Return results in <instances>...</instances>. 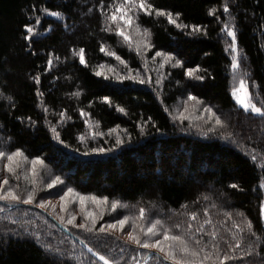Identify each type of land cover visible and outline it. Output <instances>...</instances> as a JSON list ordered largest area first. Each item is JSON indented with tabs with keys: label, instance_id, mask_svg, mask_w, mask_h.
Listing matches in <instances>:
<instances>
[{
	"label": "trees",
	"instance_id": "16d2710c",
	"mask_svg": "<svg viewBox=\"0 0 264 264\" xmlns=\"http://www.w3.org/2000/svg\"><path fill=\"white\" fill-rule=\"evenodd\" d=\"M119 1L0 0V92L13 98H0V150L20 148L29 159L41 157L56 177L82 195L107 196L138 212L144 208L145 225L156 219L169 227L179 223L173 234L186 235L187 223L195 231L210 219L202 233H195L197 239L209 241L208 233L215 230L222 248L225 241L241 240L240 248L228 250L237 259L226 264H264V116L244 110L232 95V60L222 31L226 22L236 31L254 83V100L264 109V0H148L188 26L178 28L154 12L140 16L153 50L181 61L161 87L130 80L115 83L95 75L109 60L100 51L102 45L137 65L135 55L104 30L102 13ZM44 8L60 12L59 19L48 17ZM37 17L42 25L38 35L24 39L25 25L36 24ZM194 25L201 30L193 32ZM81 48L85 64L74 54ZM197 66L195 75L203 80L186 75ZM36 75L40 83L31 78ZM77 91L79 96L73 95ZM189 94L213 109L222 124L206 118L207 124L197 128L189 120H173L172 110L189 101ZM88 121L96 133H103L94 137L96 142L88 140ZM117 136L124 143L116 145ZM92 148L110 151L93 153ZM8 203L0 200V264H103L44 213ZM191 212L197 214L195 220ZM71 232L118 264H143L150 252H157L117 233ZM257 238L252 251L248 242ZM45 244L60 249L63 257ZM148 264H157L155 256Z\"/></svg>",
	"mask_w": 264,
	"mask_h": 264
},
{
	"label": "snow or ice",
	"instance_id": "6c2138e0",
	"mask_svg": "<svg viewBox=\"0 0 264 264\" xmlns=\"http://www.w3.org/2000/svg\"><path fill=\"white\" fill-rule=\"evenodd\" d=\"M101 3H103V0H101ZM109 8H112L113 10L111 12H104L102 14L105 15V31H112L113 29L110 27L113 23H115V31L118 33V35L122 36L125 41L130 40V36L126 32V29L132 26H135L136 31L138 33H141L140 26L136 24V19L138 17L139 12H143L145 14H152L153 12L157 16H167L168 22L171 24L176 25L178 28H187V25H183L177 22L176 19L173 18V15L171 12H166L162 9L154 8V6L148 2V0H120L119 3H115L112 5L108 6ZM224 12L229 11V6L227 3L223 5ZM45 12H49L48 9L44 8L42 9ZM216 9H210L209 10V15H213L215 13ZM50 15L59 17L61 15L60 12L58 11H51L49 12ZM180 14L176 13V16L178 17ZM122 22V23H121ZM36 24L41 23L39 17H37ZM26 29V35L24 39L30 40L32 36L35 34V28L29 24L25 25ZM200 26L199 25H194L192 26V31L193 32H198L200 31ZM222 31H226L227 35L231 37V44L230 48L233 53L232 56V62H231V67L233 69H236L239 66V62L237 59L238 56V49H237V33L234 30L232 26H230L227 22L224 25V28ZM142 35L144 37H147L149 35L148 29H143L142 30ZM144 47H152L150 43H148L147 39L143 41ZM101 52H105L106 49L102 45L100 48ZM137 51H139V47L137 48ZM79 56V60L81 64H85V58H84V49L81 48L79 49L78 53H74ZM110 56H115L117 60L120 61V63L125 64V61L121 59L120 56L116 55L115 52H108L107 53ZM157 57L163 56L164 57V62H171L173 60V57L168 54L161 53L157 51L155 53ZM58 59V58H57ZM52 59L48 60V66L51 67L52 65ZM181 64V61L176 60L175 64L173 65L178 66ZM103 68V65L100 66ZM109 71L113 72V75L115 79L117 80H122L125 78H133L134 77H125L121 76L116 73L115 69L110 68ZM199 71V67L197 66L196 69L189 68L186 71V75L189 77H193L195 79H200L203 80L204 76L200 75L197 76L195 75L196 72ZM95 75L97 76H106V73L102 70H98L95 72ZM33 80H35L36 83H40V77L39 75H36L34 77H31ZM107 78V77H106ZM146 81L141 79L140 83H145ZM156 83H160L159 80L156 81ZM38 95H43L38 91ZM79 91L73 93V95L79 96ZM232 94L236 97V100L238 101L239 104H241L245 110H251L252 112L264 116V109L261 107H258L255 103L252 102L251 99V94L248 91V88L246 86V81L241 78L239 81V87L234 88ZM0 98H3L8 101H12L11 96H5L3 92H0ZM103 99L106 102H109V97L105 96ZM197 98L191 94L188 96V100L190 101H195ZM14 107V103L12 104ZM187 110V109H185ZM47 111V109H45ZM119 111L123 112L124 109L120 108ZM205 112L210 113L211 115L209 116V119L212 117H215V124L216 125H221L222 121L220 120L219 117L215 116V113L212 112V109L210 108H205ZM83 114V113H82ZM61 119L64 118L65 113L61 112L60 113ZM180 118L183 119L184 115L183 113H180ZM29 123H34L31 121V118H27ZM52 132L56 133V138H59V133L56 131L55 127H52L51 129ZM114 131V129H110L109 133ZM96 135H103V133H93V136ZM80 139L83 141L84 137L81 136ZM63 143V141H60ZM124 143V141L117 136L116 137V145H120ZM105 151H110L109 149L105 148H92L91 152H105ZM7 160V163L4 165V168L6 169L7 173L11 174L13 177H16L17 179L19 178L17 175V170L21 168L22 162H27L28 157L25 155L22 149L16 148L14 151H5V150H0V158H5ZM252 160H256L257 157L256 155H253ZM31 164V173L32 176L35 177L37 173V166H43L44 160L36 156L31 159L30 161ZM33 185H35L36 181L33 179L31 181ZM63 183L61 181L60 177H56L52 183L48 184L47 187L51 188L56 184ZM9 185V177L5 176L3 180H0V200L2 201H9L11 202H20L21 201V196L17 194V192L14 190L13 187H7L6 190L5 186ZM261 188H264V179L261 181ZM231 188H237L236 184L230 185ZM70 195H75L79 197V202L81 205V209L84 212V221L83 223L76 224L75 226L81 229H85L87 231H92L96 227V222L98 217V214L92 211H88L87 209L84 208L85 202L90 200L93 204H95L98 208H101V212L99 216L103 215V206L107 205L109 203V198L107 196L105 197H98L96 195H90V196H83L80 195L79 193H75L74 189L69 187L67 190L59 197L60 199V210L61 212L65 211L67 208V203H68V197ZM36 198V190L35 187L31 191H28L26 194V198L23 199L24 204H32ZM39 207L41 208H51L54 212L56 209L55 204H51L50 201L46 200H40L39 202ZM127 204L121 203L119 200H112L111 201V210L116 211L118 208H127ZM204 212L207 213V209H204ZM261 214L264 215V203L261 204ZM196 213L191 212L189 213V216L191 217L192 220L196 219ZM226 215L230 216V213H227ZM146 217V210L144 208L139 209V216L138 217H130L128 215H124L121 219H116L113 220L112 222L107 223L106 225H101L99 228L100 232H106L110 229H121L123 230L125 225L131 222V231L127 232V238L128 241L131 243L135 244L138 247H142L144 249H156L158 253L161 255L155 256V260L157 264H165L166 261H170L171 264H226L228 261H235L237 257L235 255L230 254L228 250H232L235 248H240L241 247V240L240 239H235V243H231L228 241H225V248H222L219 241H218V233L217 231L213 230L208 235L211 237L209 241H204L203 237L201 236L199 239L196 238L195 233L196 232H203L204 231V224H211L210 219H206L204 221V224H200L195 228V231H192V225L191 223H187L185 227V232L186 235H177L173 234L172 228L179 229L181 228V224L176 223L172 225L171 227L166 226L164 221L160 219H156L150 222L149 226L144 227L143 225H138L137 220H143ZM61 221V223L65 222V217L64 216H59L58 217ZM67 224H74L75 222V216H70L67 218ZM13 223H16V221H13ZM235 227L239 228V224H235ZM139 228V231L137 229ZM252 225L251 222L248 223V229L251 231ZM15 233V230H12ZM25 232H27V229H24ZM243 231V229H241ZM15 234H20V233H15ZM252 235L254 236L255 233L253 232ZM36 239L39 240V235H36ZM259 242L258 238L257 240H250L248 242V248L251 249L252 251H255V244ZM44 247L57 255L58 257H63V253L60 251L58 248H52L51 245L45 244ZM96 255L99 257L100 260L104 261V264H118L117 260L115 259H109L108 257L101 255L100 253H96ZM123 257H121L122 259Z\"/></svg>",
	"mask_w": 264,
	"mask_h": 264
},
{
	"label": "rangeland",
	"instance_id": "374dc122",
	"mask_svg": "<svg viewBox=\"0 0 264 264\" xmlns=\"http://www.w3.org/2000/svg\"><path fill=\"white\" fill-rule=\"evenodd\" d=\"M119 2H117V3H119ZM112 10L113 9L110 8L108 12H111ZM141 15H145V13L139 12L138 17L136 19V24H138L140 26L141 33H138L136 31L135 26H132V27H129L126 29V32L130 36L129 41H125L124 38L122 36L118 35V33L114 30L116 27L115 23L110 25V27L113 30L109 31L112 34H115L118 37V39L120 40V42L123 44V46L126 47L130 52H132L135 55V58H136L135 64H137V65H134L133 63L126 61L125 59H122V58L121 59L123 61H125V64L120 63V61L117 60L115 58V56H110L107 54L108 52H114V51L112 49H110L109 47L105 46L106 51L104 53L109 58V60H108V62L101 64V65H103V68L100 67L101 65L98 66L96 71H98V70L104 71L106 73V76H100V77H103L106 80L112 81L115 83H121L123 81L130 80V81L134 82L135 84H143V85L147 84V85H153V86L155 85V86L161 87L166 76H168L169 71L175 67H178L179 65L175 66V67L173 66L175 64V61L177 60V58L175 56L168 54L166 52H161L164 54L171 55L173 57V60L171 62H164L163 56L157 57L155 55L156 51L153 50V46L150 48L144 47L143 41L145 39H147L148 43H150L151 45H152V42H151L150 32H149V35L147 37H144L142 35V30L145 29V27L140 25L139 19H140ZM146 15H148V14H146ZM47 16L53 17V18H58L56 16L50 15L49 12L47 13ZM173 18L177 20V18L175 16H173ZM177 22H178V20H177ZM32 26L36 30L35 34L32 37H35L38 35L39 30H40L42 25H41V23H39V24H34ZM230 26H232V25H230ZM224 34H225L224 36L226 39L227 51L230 54V57L232 60L233 53H232L231 48H230L231 37H229L227 35L226 31H224ZM138 47H139V51H137ZM237 49H238L237 59L239 62V66L236 69H233L231 67V71H230L231 72V91L233 92L234 88L239 87V81L241 78H243L246 81V86L248 88L249 93L251 94L252 102L256 104L254 97H253L254 83L251 80L249 70L247 68L246 62L244 61V56L242 54V51L238 47V43H237ZM110 68L115 69L116 73L121 75V76L134 77V79L133 78H125L122 80H117V79H115L113 72L109 71ZM141 79L145 80L146 82L140 83ZM157 80H159L160 83H156ZM233 97H234L236 103L244 109V107L238 103V101L236 100V97L234 95H233ZM205 108H209V107L205 106L203 103H201L198 100H195V101L189 100V101L179 103L178 106H176L172 110L171 116H172L173 120L178 121L180 124H185V121L187 122V120H189V123L191 122V124H193V125H195V127L199 128V126H201L202 124L205 126V124H207V122H209L212 118L215 120V117H212L211 119H207V122L205 121L206 118H209V116L211 115L210 113L205 112ZM185 109H187V110H185ZM246 111L252 112L251 110H246ZM212 112L215 113L213 111V109H212ZM180 113H183V115H184L183 119L180 118ZM252 113H254V112H252ZM254 114H256V113H254ZM215 116H216V114H215ZM87 125L89 127L88 140L94 141V137H95V136H93V133L95 132L93 130L94 125L90 121H88ZM94 142H96V140ZM30 161H31V159H28L27 162H22L21 168L17 170V175L19 177L17 179L16 177H13L11 174L7 173L6 169L4 168V165L7 163L6 157L0 158V180H3V178L5 176L9 177V185L5 186L4 190H6L7 187H13L14 190L17 192V194L20 195L22 199H24V198H26L27 192L31 191L33 189V187H35L36 198L32 204H27V205H30L34 208L28 207V209L33 211V210H37L36 208H41L38 206L40 200L50 201L51 204L56 205V209L53 212V210L51 208H47V210H50L47 213H49L51 216H53L60 223H61V221L58 217L64 216L65 222L61 223V224L65 227L69 228L70 232L71 231H78L81 233L85 232V233H93V234L94 233H104V232L99 231V228L101 225H106L107 223L112 222L113 220L121 219L124 215H128L130 217H138L139 216L138 210L131 207V206H128L127 208H118L116 211L111 210V201H109V203L107 205L103 206V215L99 216V214L101 212V208H98L95 204H93L90 200H88L85 202L84 208L87 209L88 211H92V212H95L98 214L99 218L97 219L96 227L92 231H87L85 229H81V228L76 227L75 226L76 224L85 222L84 221V212L81 209L79 197L75 196V195H70L67 198L68 203H67L66 210L61 212V210H60V203L61 202H60L59 197L61 195H63V193L70 186H68L65 183V181L60 178L61 181H63V183L56 184L53 187L48 188L47 185L52 183V181L56 178V176L51 171V169L44 163L43 166H37L36 176L33 177L32 173L30 171V169H31ZM33 179L36 181L35 185H33L31 183V181ZM261 189H262L263 194H264V188H261ZM74 192L78 193L75 190H74ZM80 195H82V194H80ZM83 196H90V195H83ZM7 202H9V201H7ZM20 203H23V202H11V203L9 202L8 204H20ZM263 203H264V200H263ZM45 209L43 208L44 211H46ZM70 216H75L74 224H67V222H66L67 218ZM262 216H263V220H264V215H262ZM137 224L138 225H145V223L141 222V220H139V219L137 220ZM149 224H150V222L145 226H149ZM131 230H132L131 229V222H129L128 224L125 225L123 230L117 228V229H110L106 232H108V233L111 232L113 234L117 233V234L122 235L123 236L122 238L128 239L127 238V232L131 231ZM137 231H139V228L137 229ZM94 259H96V258H94ZM136 264H140V263H136Z\"/></svg>",
	"mask_w": 264,
	"mask_h": 264
},
{
	"label": "water",
	"instance_id": "95a60500",
	"mask_svg": "<svg viewBox=\"0 0 264 264\" xmlns=\"http://www.w3.org/2000/svg\"><path fill=\"white\" fill-rule=\"evenodd\" d=\"M11 208H17V207H29V208H34L30 205L27 204H7ZM40 212L44 213L48 219H50L60 230H62L64 233H66L70 238H72L75 242H77L82 248H84L90 255H92L94 258H96L98 261L102 262L104 264V261L100 260L99 257L96 255L97 252H95L89 245H87L84 241L79 239L77 236H75L73 233L70 232L69 229H67L65 226H63L60 222H58L53 216H51L49 213L44 211L41 208H36ZM160 255L158 252L152 251L148 254L146 259L144 260L143 264H148V261L153 257V256H158ZM166 264H171L170 261H166Z\"/></svg>",
	"mask_w": 264,
	"mask_h": 264
}]
</instances>
